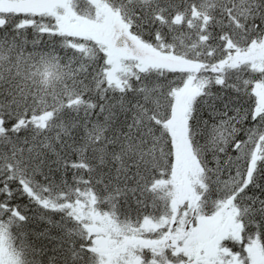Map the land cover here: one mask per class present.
Listing matches in <instances>:
<instances>
[{
  "label": "snow or ice",
  "instance_id": "6c2138e0",
  "mask_svg": "<svg viewBox=\"0 0 264 264\" xmlns=\"http://www.w3.org/2000/svg\"><path fill=\"white\" fill-rule=\"evenodd\" d=\"M0 264H264V0H0Z\"/></svg>",
  "mask_w": 264,
  "mask_h": 264
}]
</instances>
